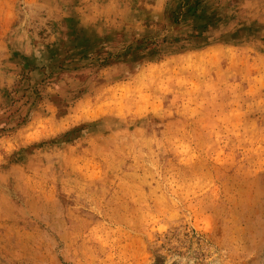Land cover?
Segmentation results:
<instances>
[{
    "label": "rangeland",
    "instance_id": "obj_1",
    "mask_svg": "<svg viewBox=\"0 0 264 264\" xmlns=\"http://www.w3.org/2000/svg\"><path fill=\"white\" fill-rule=\"evenodd\" d=\"M0 264H264V0H0Z\"/></svg>",
    "mask_w": 264,
    "mask_h": 264
}]
</instances>
